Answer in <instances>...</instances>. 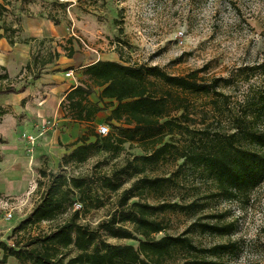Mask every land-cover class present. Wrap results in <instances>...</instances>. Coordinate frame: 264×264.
<instances>
[{"label":"rangeland","instance_id":"obj_1","mask_svg":"<svg viewBox=\"0 0 264 264\" xmlns=\"http://www.w3.org/2000/svg\"><path fill=\"white\" fill-rule=\"evenodd\" d=\"M0 3L7 9L3 21L18 30L14 41L22 31L23 16L41 15L51 22H63L61 32L32 43L30 68L16 76L19 80L16 77L0 79V89L31 81L49 59L51 63L60 59L67 61L70 65L63 70H73L70 78L75 84L87 81L79 67L97 60L153 66L176 76L196 72L205 82L223 78L226 83L222 91L233 112H241L246 100L263 86L262 77L253 68L264 61V0H0ZM17 40L22 44L33 39ZM2 75L4 70H0ZM160 86L167 88L161 83ZM98 92L96 88L90 95L92 102L97 101ZM185 96L190 101L186 115L193 122L191 126L200 128L212 124L211 131L229 127L226 118L212 121L211 97ZM1 105L0 241L12 245L16 238L46 233L68 219L73 211L78 212L80 224L95 227L116 209L122 190L134 180L143 176L167 177L172 182L161 197L144 194L128 201V204L136 200L196 203L193 215L174 212L161 217L167 228L157 237L179 235L189 229L186 235L198 247L232 244L213 257L216 264H264V181L237 199L227 200L217 195L206 170L178 169L182 160L170 156L156 163L136 161L141 172L130 177L131 168H124L143 151L139 145L129 143L123 145L118 155L93 151L81 163L64 162L62 155L82 136L93 140L91 133H96L99 126L110 130L104 121L109 110L100 112L88 125L63 118L60 109L61 116H52L53 126L30 148L21 132H15L11 141L9 137L13 133L9 127L16 119L19 122V117L8 114L5 120L6 111ZM5 127L9 128L6 137ZM168 140L172 141L170 136L165 138ZM118 170L122 173L118 174ZM57 176L86 177L83 194L72 191L69 198L74 205L55 220L28 224L19 233H12ZM108 184L117 185V190H110ZM75 204L81 207L74 210ZM195 220L231 223L233 230L218 235L190 229ZM106 240L136 245L131 240ZM186 258V253L180 252L166 264H181Z\"/></svg>","mask_w":264,"mask_h":264},{"label":"trees","instance_id":"obj_2","mask_svg":"<svg viewBox=\"0 0 264 264\" xmlns=\"http://www.w3.org/2000/svg\"><path fill=\"white\" fill-rule=\"evenodd\" d=\"M6 12L5 5L0 3V39L6 38L13 44L18 30L3 21ZM52 22L58 24V21ZM29 68L30 63H26L24 69ZM253 69L262 77L263 86L246 100L241 112H233L222 91L226 83L223 78L205 82L196 72L176 76L153 66L107 60L88 64L82 67L87 81L75 84L63 96L62 117L90 125L100 112L109 110L104 121L110 130L105 136L92 132L93 140L82 136L62 159L81 163L93 151L118 155L125 143L137 144L143 154L134 157V162L124 168H131L130 177L141 172L136 161L156 163L170 156L182 160L178 169L206 170L217 195L235 200L264 181V61ZM0 70H4L0 79H7L5 68L0 66ZM38 77L36 74L32 79ZM160 83L167 88H162ZM96 88L97 101L92 102L89 97ZM24 89L25 85L8 86L0 89V96L22 93ZM187 94L211 97L212 121L226 118L229 127L211 131L212 124L200 128L191 126L193 122L186 115L190 105ZM167 136L172 141H165ZM87 181L86 177H54L12 233H19L28 224L51 222L67 213L74 205L69 194L74 190L83 194ZM171 182L167 177L137 178L122 190L116 209L95 227L80 224L78 212L73 211L68 219L46 233L16 238L12 245L0 241V264H166L180 252L188 257L181 264H216L213 257L232 244L198 247L186 235L189 229L179 235L156 236L167 228L161 217L174 212L193 215L195 202L136 200L128 204L131 198L144 194L161 197ZM108 188L116 191L118 186L108 184ZM189 227L218 235L233 230L231 223L197 220ZM106 238L131 240L136 245L110 243Z\"/></svg>","mask_w":264,"mask_h":264},{"label":"crops","instance_id":"obj_3","mask_svg":"<svg viewBox=\"0 0 264 264\" xmlns=\"http://www.w3.org/2000/svg\"><path fill=\"white\" fill-rule=\"evenodd\" d=\"M21 25L22 31L18 34L16 40H13V44H9L6 38L0 39V66L5 68L8 78L13 79L22 73L24 69L22 67L30 61L32 43L36 40L40 41L43 38L52 37L63 30L62 21L54 25L48 18L41 15L38 17L36 15L34 17L23 16ZM24 37L33 40H25L21 44L17 39ZM43 63L44 69L42 68L37 79L13 86L19 88L25 85L24 92L0 96L2 102V105L1 102L0 105L6 111L4 114L5 120L8 114L19 117V122L16 119L9 127L13 133L9 137L11 141H13L15 132H21L22 135L34 134L36 125L51 121L53 115L61 116L60 103L63 96L66 91L75 85L72 78L65 76L67 70L64 71L63 68L70 65L67 61L60 59L51 63L49 59ZM45 66L48 68H45ZM71 71L73 70L71 69ZM16 79L19 80L20 78L16 77ZM5 128L3 132L5 131L4 136L6 137L9 128Z\"/></svg>","mask_w":264,"mask_h":264},{"label":"built area","instance_id":"obj_4","mask_svg":"<svg viewBox=\"0 0 264 264\" xmlns=\"http://www.w3.org/2000/svg\"><path fill=\"white\" fill-rule=\"evenodd\" d=\"M72 75V71H67L65 73L66 77H71ZM50 125L53 126L52 122L50 121H45V123L42 124H38L35 126V133L31 134V135H22V137H24V139L26 140V143L28 144V146L30 148H33L34 145L37 142V138L42 136L44 133L47 132V130L49 129ZM97 133L101 136H105L108 133V129L106 126H99L97 129ZM80 206V204H75L74 210H77ZM8 217H10V214H8Z\"/></svg>","mask_w":264,"mask_h":264}]
</instances>
